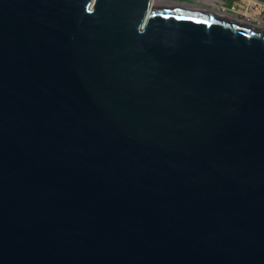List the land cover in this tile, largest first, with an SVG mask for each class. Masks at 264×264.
Wrapping results in <instances>:
<instances>
[{"label":"water","instance_id":"obj_1","mask_svg":"<svg viewBox=\"0 0 264 264\" xmlns=\"http://www.w3.org/2000/svg\"><path fill=\"white\" fill-rule=\"evenodd\" d=\"M154 0H0V264H264V32Z\"/></svg>","mask_w":264,"mask_h":264},{"label":"bare ground","instance_id":"obj_2","mask_svg":"<svg viewBox=\"0 0 264 264\" xmlns=\"http://www.w3.org/2000/svg\"><path fill=\"white\" fill-rule=\"evenodd\" d=\"M206 2L212 5L211 9H201L199 7L187 5L185 3L174 2V1L170 2V0H158V1L154 0L153 5L157 4V3H168V4L179 5V6H183V7H187V8H192V9L200 10V11L221 17L223 19H226V20H229L232 22L242 23V24L249 26L255 30L264 32V25L263 24L253 26V23L251 21L247 20V19H249L248 18L249 16H246V14H244L247 11H244V13H243L247 19H241L233 11H229L227 8L224 7L223 0H206ZM258 13H259V11H258ZM247 15H248V13H247Z\"/></svg>","mask_w":264,"mask_h":264},{"label":"rangeland","instance_id":"obj_3","mask_svg":"<svg viewBox=\"0 0 264 264\" xmlns=\"http://www.w3.org/2000/svg\"><path fill=\"white\" fill-rule=\"evenodd\" d=\"M158 1V0H155ZM170 1H174V2H186V3H196V0H170ZM262 2H264V0H261ZM224 2V7L227 8L229 11H233L239 18L241 19H247L246 16H255L256 13H258L259 10H252L249 12H245L246 8L248 7L247 1L245 0H223ZM204 7H206L207 5H203ZM208 7H210L208 5ZM246 14V16L244 14ZM248 13V15H247ZM258 16V15H257ZM260 17H264V12L262 14H260ZM249 21H251L253 23V17H250L249 19H247Z\"/></svg>","mask_w":264,"mask_h":264},{"label":"flooded vegetation","instance_id":"obj_4","mask_svg":"<svg viewBox=\"0 0 264 264\" xmlns=\"http://www.w3.org/2000/svg\"><path fill=\"white\" fill-rule=\"evenodd\" d=\"M180 3H185L187 5H192V6H195V7H199L201 9H211L212 8V5L207 3L206 0H196V3H186V2H180ZM205 4L207 5L206 7L203 6ZM208 5L210 7H208ZM259 24H263L264 25V17L253 18V26H257Z\"/></svg>","mask_w":264,"mask_h":264},{"label":"built area","instance_id":"obj_5","mask_svg":"<svg viewBox=\"0 0 264 264\" xmlns=\"http://www.w3.org/2000/svg\"><path fill=\"white\" fill-rule=\"evenodd\" d=\"M245 1H247V0H245ZM246 5H248V7L246 8V11H248V12H249V10L250 11L259 10V13H256L255 16H249L248 18L260 17V14H262L264 12V2H262L261 0H248Z\"/></svg>","mask_w":264,"mask_h":264}]
</instances>
